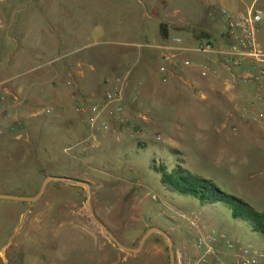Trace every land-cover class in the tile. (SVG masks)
Wrapping results in <instances>:
<instances>
[{
  "label": "crops",
  "instance_id": "obj_1",
  "mask_svg": "<svg viewBox=\"0 0 264 264\" xmlns=\"http://www.w3.org/2000/svg\"><path fill=\"white\" fill-rule=\"evenodd\" d=\"M251 7L263 12L262 20L257 24V42L264 49V0H0V29L7 27V43L0 53L1 57L6 56V61H0V71H22L9 78L12 80L10 91L13 89L16 95L21 94L18 96L28 100V103L39 101V104H43V99L50 96L61 113L62 108L71 107L69 104L73 101L78 103L77 106L102 102L112 82L130 72L123 101L124 110L117 115L122 120L123 116L132 115L131 106L138 103L137 98L146 97L159 110V104L165 102L163 98L166 93L169 97L177 95L176 87L182 83L189 87L194 96V99H181L182 103L190 104L189 108L183 110V119L186 125L197 126L204 123L207 114L199 113L197 107L191 104H196L195 100H211V96L200 92L202 98H198L193 91L199 85L210 84L218 95L213 101L230 104L232 110L224 112L225 122L220 124L218 130L222 144H202L198 147L203 152L201 159L210 158L204 152L210 154L220 148L225 161L236 159L240 162L241 144L237 133L242 128L251 138L255 136L258 140L253 142L256 153L251 154L244 166L256 169L262 181L254 184L251 190L262 192L264 126L247 121L241 114L248 87L239 85L232 88L229 85L235 76L243 74L251 66L250 63L244 62L240 67L228 70L218 62L204 78L198 69V63L205 60L203 54L176 53L175 62L182 63L189 59L192 65L180 66L175 70L166 59L170 52L163 49V46L171 45L176 36L182 37L186 45H196L203 39L215 45H227L231 40L227 35L222 10L234 18H240ZM161 25L164 27L161 28ZM82 41H90L88 45H92L93 49L86 50ZM163 66L168 67L166 72H161ZM132 87L136 90V99L128 96V89ZM238 87H242L244 92L240 107L234 105L240 94ZM183 89L186 93V87ZM111 107L113 109L115 106ZM75 108L74 114L77 116ZM38 114L27 115V119L32 120ZM105 115L110 125L118 119L108 112ZM140 116L145 118L141 113ZM231 122L236 126H230ZM10 126L11 123H3L0 117L2 133L19 131L17 124H13L15 131H11ZM32 130L29 127L28 131ZM194 133L192 131V136ZM19 136L22 135L16 137ZM194 141L197 142L196 139ZM9 146L0 145V152L11 151ZM18 166L23 168L21 162L16 160L0 162V193L33 196L10 186L14 182H25L17 177ZM27 182L32 183L31 177ZM33 204L30 201L0 199V208L5 206L6 217L15 220L11 241L0 246V264H68L64 252H69L75 245L88 255L82 264H145L141 259L145 251L155 254L158 264H163L166 255L159 243L153 244V249L147 250V245L145 251L123 259H113L112 249H106V243L98 246L95 240L92 244L88 243L85 249L75 240L68 247L65 243L66 229L72 234L78 229L66 227L64 223L51 226L47 218L44 219L43 211H34ZM50 235H56V238ZM196 238L197 230L189 231L185 239H179V243L175 240V264H188L197 256ZM217 246L222 256L219 259L209 257L207 264L235 262L236 253L233 250L227 249L224 243Z\"/></svg>",
  "mask_w": 264,
  "mask_h": 264
},
{
  "label": "rangeland",
  "instance_id": "obj_2",
  "mask_svg": "<svg viewBox=\"0 0 264 264\" xmlns=\"http://www.w3.org/2000/svg\"><path fill=\"white\" fill-rule=\"evenodd\" d=\"M6 28L0 29V53L7 43ZM88 43L90 41H82L83 47L86 50L93 49ZM0 61H6V56H0ZM20 73L22 71H0V117L3 123L17 124L19 127L17 132L0 133V145L8 144L11 149L0 152V162L16 160L23 165V168L18 166L16 172L17 177L25 182L10 184L19 192L36 195L49 174L90 183L88 192L82 186L52 181L41 198L33 204L34 211H43L44 219L47 218L51 226L64 223L66 227L78 229L74 234L66 229L65 243L68 247L75 240L85 249L88 243L92 244L95 240L98 246L106 243V249H112L113 259H123L136 253L119 248L94 220L93 213L120 242L132 248L139 246L148 229L159 227L174 235L172 241L175 253V240L179 243V239H185L189 231L195 232L188 220L182 217L184 215L194 218L203 226L213 225L216 229L226 231L231 240L238 243L233 249L234 253L239 251V245L246 243L264 251V234L253 231L247 221L234 218L227 204L218 203L203 208L195 197L166 189L161 182V173L155 170V167L159 169L163 166L165 171H171L181 165L193 173L212 179L222 190L243 199L256 210L264 211V190H251L254 184L262 180L257 176L256 169L244 166L251 154L256 153L253 142L258 140L255 136L251 138L242 128L237 133L241 144L240 162L236 159L225 161L220 148L210 154L204 152L210 158L201 159L203 152L199 148L202 144H222L218 130L220 124L225 122L224 112L232 110L230 104L213 101L218 95L210 84L199 85L193 91L198 98H202L200 92L211 96V100H195L196 104H191L197 107L199 113L207 114L200 126L186 125L183 119V110L189 108L190 104L182 103L181 99H194V96L189 87L181 83L176 87L177 95L169 97V94H164L165 102L159 104V110L146 97L140 96L137 98L138 103L131 106L132 115L123 116V121L115 120L107 133L96 132L93 136L82 117L74 114L78 103L71 102V107L62 108L61 113L50 96L42 100L43 104H39V101L28 103V100L18 96L21 94L17 92L16 95L13 89L10 91L12 80L9 78ZM237 90L240 94L234 105L240 107L244 92L242 87ZM128 93L130 98L136 99L133 87L128 89ZM47 109L51 111L48 113ZM36 112L39 114L32 120L27 119V115ZM229 125L236 126L233 122ZM29 127L33 130L28 131ZM192 131L195 132L193 136ZM18 134L22 136L16 137ZM68 147L73 149L66 152ZM261 152L263 154L264 150ZM30 177L32 183L27 182ZM260 187L264 189L263 185ZM5 211V206L0 208V246L11 241L15 224L12 217H6ZM151 236L141 250L145 251L147 245V250L153 249V244L159 243L166 255L163 264H170L167 240L159 233ZM50 237L55 239L56 235ZM60 252L62 254V249ZM87 257L76 245L69 252H64V260L68 264H82ZM141 259L145 264H158L159 261L155 254L148 251L143 253Z\"/></svg>",
  "mask_w": 264,
  "mask_h": 264
},
{
  "label": "built area",
  "instance_id": "obj_3",
  "mask_svg": "<svg viewBox=\"0 0 264 264\" xmlns=\"http://www.w3.org/2000/svg\"><path fill=\"white\" fill-rule=\"evenodd\" d=\"M222 16L225 21L227 35L230 42L227 45H215L208 39L199 41L196 45H186L182 37L176 36L171 45L163 46V49L170 53L166 59L170 65L178 70L180 66L188 67L192 65L189 59L182 63L174 61L176 53L179 52H198L205 56L203 62L198 63L199 73L202 77H207L213 69V65L221 62L228 70L240 67L244 62H249L250 67L241 75L235 76L229 83L230 86L248 87V95L241 107L242 116L249 122L264 126V49L257 42V24L262 20L263 12L260 9L251 7L247 14L234 18L226 10H222ZM161 72L168 70L167 66L160 68ZM130 72L117 77L112 82V87L105 92L102 102L90 104H80L76 106L75 111L90 127L91 135L101 132L107 133L110 127V120L106 117L108 112L113 117H117L124 110L123 101L125 99V89L129 79ZM253 86V88H250ZM112 105L115 107L112 109ZM47 109L46 112H50ZM121 121V117H119ZM15 131V126L9 127ZM237 130V129H234ZM0 133L1 130H0ZM73 147L65 149L69 152ZM191 228L197 230L195 247L197 256L191 259L188 264H207L209 257L213 256L219 259L222 256L219 243H224L226 248L233 250L238 243L231 240L227 232L220 231L214 227H206L200 224L194 218H188ZM239 251L235 255V262L232 264H264V251L255 248L252 244L239 245Z\"/></svg>",
  "mask_w": 264,
  "mask_h": 264
},
{
  "label": "trees",
  "instance_id": "obj_4",
  "mask_svg": "<svg viewBox=\"0 0 264 264\" xmlns=\"http://www.w3.org/2000/svg\"><path fill=\"white\" fill-rule=\"evenodd\" d=\"M163 27L164 25H161V28ZM164 169L163 166L159 169L155 167V170L161 173V182L166 189L195 197L203 208L225 203L234 218L247 221L253 231L264 234V211L256 210L243 199L222 190L212 179L193 173L181 165L171 171ZM151 238L152 236L149 237Z\"/></svg>",
  "mask_w": 264,
  "mask_h": 264
},
{
  "label": "water",
  "instance_id": "obj_5",
  "mask_svg": "<svg viewBox=\"0 0 264 264\" xmlns=\"http://www.w3.org/2000/svg\"><path fill=\"white\" fill-rule=\"evenodd\" d=\"M52 181L55 182H64L67 184H73V185H78V186H82L84 188L87 189V191H90L91 185L88 181H84V180H80V179H75L72 177H68V176H63V175H48L45 177V179L43 180L40 190L38 191V193L36 195L33 196H21V195H11V194H4V193H0V199H10V200H17V201H30V202H35L37 200H39L41 198V196L43 195V193L45 192L48 184ZM89 199H90V195H89ZM88 205H90L89 201H88ZM92 217L94 218V220L104 229V231L110 236V238L114 241V243L121 249L127 250V251H133V252H139L142 247L144 246L145 242L148 240V238L154 234V233H159L161 234L168 242L169 245V252H170V264H175L176 258H175V253L173 250V241H172V237L171 235L164 231L163 229L159 228V227H151L150 229H148L142 236L141 241L139 243V246L137 248H131L128 246H125L122 242L119 241V239L111 232L107 229V227L101 223L93 213H91Z\"/></svg>",
  "mask_w": 264,
  "mask_h": 264
}]
</instances>
